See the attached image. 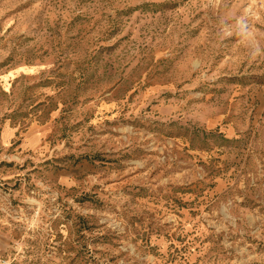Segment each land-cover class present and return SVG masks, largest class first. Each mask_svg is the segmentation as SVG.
<instances>
[{
	"label": "rangeland",
	"instance_id": "rangeland-1",
	"mask_svg": "<svg viewBox=\"0 0 264 264\" xmlns=\"http://www.w3.org/2000/svg\"><path fill=\"white\" fill-rule=\"evenodd\" d=\"M0 252L264 264V0H0Z\"/></svg>",
	"mask_w": 264,
	"mask_h": 264
},
{
	"label": "built area",
	"instance_id": "built-area-1",
	"mask_svg": "<svg viewBox=\"0 0 264 264\" xmlns=\"http://www.w3.org/2000/svg\"><path fill=\"white\" fill-rule=\"evenodd\" d=\"M0 264H16L15 258L0 254Z\"/></svg>",
	"mask_w": 264,
	"mask_h": 264
},
{
	"label": "crops",
	"instance_id": "crops-1",
	"mask_svg": "<svg viewBox=\"0 0 264 264\" xmlns=\"http://www.w3.org/2000/svg\"><path fill=\"white\" fill-rule=\"evenodd\" d=\"M1 255H6V256H9V257H13L16 259V257L14 256V254L12 252H0Z\"/></svg>",
	"mask_w": 264,
	"mask_h": 264
}]
</instances>
